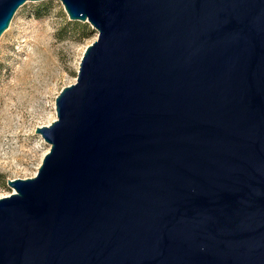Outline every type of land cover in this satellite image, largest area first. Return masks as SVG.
I'll return each instance as SVG.
<instances>
[{"label":"water","instance_id":"1","mask_svg":"<svg viewBox=\"0 0 264 264\" xmlns=\"http://www.w3.org/2000/svg\"><path fill=\"white\" fill-rule=\"evenodd\" d=\"M0 0V39L26 4ZM98 40L0 198V264H264V0H59Z\"/></svg>","mask_w":264,"mask_h":264},{"label":"rangeland","instance_id":"2","mask_svg":"<svg viewBox=\"0 0 264 264\" xmlns=\"http://www.w3.org/2000/svg\"><path fill=\"white\" fill-rule=\"evenodd\" d=\"M98 40L72 23L59 0L26 4L0 39V198L9 180L33 178L50 151L38 127L56 119V99L77 82L83 56Z\"/></svg>","mask_w":264,"mask_h":264}]
</instances>
